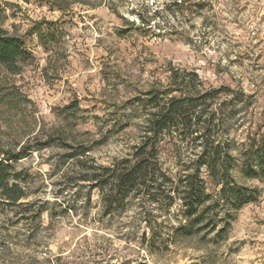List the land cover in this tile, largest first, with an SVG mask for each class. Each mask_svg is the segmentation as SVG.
I'll list each match as a JSON object with an SVG mask.
<instances>
[{"label":"rangeland","instance_id":"374dc122","mask_svg":"<svg viewBox=\"0 0 264 264\" xmlns=\"http://www.w3.org/2000/svg\"><path fill=\"white\" fill-rule=\"evenodd\" d=\"M174 1L0 0L4 28L34 57L16 74L0 66V152L26 151L11 169L24 197L0 204V264H264V178L241 171L264 133V0ZM176 69L196 72L199 89L231 90L206 101L211 130L236 184L259 192L233 211L214 203L220 187L201 169L212 200L188 235L173 188L201 149L177 129L148 141L147 189L109 206L90 180L134 160L150 93L189 92Z\"/></svg>","mask_w":264,"mask_h":264},{"label":"trees","instance_id":"16d2710c","mask_svg":"<svg viewBox=\"0 0 264 264\" xmlns=\"http://www.w3.org/2000/svg\"><path fill=\"white\" fill-rule=\"evenodd\" d=\"M178 1V0H177ZM177 1L173 5H177ZM6 18L5 8L0 3V66L11 73H19L21 66L33 61L34 57L28 51L23 37L10 33L4 28ZM40 39L44 34L39 30H33ZM33 32L27 35L31 36ZM171 78L174 82L185 84L188 93L179 96H158L151 94L148 102L153 107L147 119V128L141 144L135 149L134 160H125L122 164L102 168L103 173L90 178L96 182V187L107 192L105 200L112 206L120 194V199L128 197L137 190L150 187V172H153L154 164L151 159L156 157L155 143L149 144V140H156L158 136L170 129H177L181 141L192 140L198 143L200 151L193 166L181 171L176 178L173 194L181 202L183 216L187 224L179 229L190 234V228L201 225L205 221V205L211 202V196L206 193L201 169H206L213 181L219 185V197L214 203L228 204L230 209L236 211L243 205L257 200L259 192L255 188L238 185L233 180L231 171L232 156L227 150H221L216 143L212 132L215 113L207 110V100L213 101L221 91L226 90H202L201 82L194 71L172 70ZM242 94V92H240ZM205 105V106H203ZM211 107V106H209ZM76 101L71 102L66 109H77ZM56 143L49 139L37 144L36 149H44ZM0 204H15L24 197V192L16 183L11 182L15 174L11 172L12 164L24 157L26 151L12 154L8 150L0 152ZM148 153V155H147ZM70 158L74 157L69 155ZM242 173L248 178H264V133L258 139H253L242 152ZM208 224L202 226L207 227ZM202 228V229H203ZM223 229V228H222ZM223 231V230H222Z\"/></svg>","mask_w":264,"mask_h":264}]
</instances>
